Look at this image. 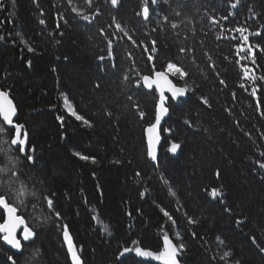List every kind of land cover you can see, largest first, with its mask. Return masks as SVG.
<instances>
[{"label": "trees", "instance_id": "16d2710c", "mask_svg": "<svg viewBox=\"0 0 264 264\" xmlns=\"http://www.w3.org/2000/svg\"><path fill=\"white\" fill-rule=\"evenodd\" d=\"M234 3L149 0L145 20L138 15L143 0H0V89L16 106L35 161L0 145L21 170L0 194H8L37 233L18 255L0 242V264H12L9 256L15 264H70L65 225L82 264H162L134 249L162 250L165 232L185 245L179 264H264V0ZM241 27L247 42L236 31ZM169 61L188 73L171 79L189 91L167 104L153 163L144 130L157 96L136 81L164 71ZM65 99L91 127L71 114ZM4 133L0 141H10L13 131ZM172 143L181 145L176 153L168 150ZM0 158L6 163L3 152ZM21 182L22 204L15 196ZM212 188L222 195L212 197ZM126 247L133 251L121 255ZM227 251L231 256L221 260Z\"/></svg>", "mask_w": 264, "mask_h": 264}, {"label": "snow or ice", "instance_id": "6c2138e0", "mask_svg": "<svg viewBox=\"0 0 264 264\" xmlns=\"http://www.w3.org/2000/svg\"><path fill=\"white\" fill-rule=\"evenodd\" d=\"M91 0H89V3ZM111 3L113 5L118 4V0H111ZM152 4L157 3V0H151ZM239 3V0H236V3L232 5V7H236ZM73 11H77L75 8H73ZM142 14L143 18L147 20L150 15V6H149V0H143V5L141 9V13H138V15ZM179 14V13H177ZM83 19L88 20V16H84ZM168 17L165 16L164 20H167ZM43 23V21H41ZM172 28H176V24L171 25ZM119 28L120 25H117ZM123 31V29H121ZM236 31H238L241 34L242 40L244 42H247L249 37L247 35H244V32L246 31L245 28H237ZM125 35H128L125 33ZM255 35H260V33H255ZM129 39H132L131 36L128 37ZM0 39H3V37H0ZM25 44H27V41H23ZM135 43V41H133ZM255 47L259 48L260 45H256ZM109 48H111V41H109ZM148 46H145V50H147ZM28 51L32 52L34 49L29 46ZM181 52H184L185 49L181 48ZM151 52L155 53L157 52L156 47V41L153 40L151 42ZM109 55H111V52H109ZM100 59H104L103 57H100ZM152 59V56H149V60ZM253 63H255V58L253 54ZM30 64V62H29ZM251 70L247 67H244V75L246 78L251 79L255 81L257 77L250 75ZM169 75L172 76H178L180 79H185L188 75V73L178 64L173 63L169 61L165 67L164 71H156L154 75H143L136 81L138 86H143L151 89L153 85L156 86V88L159 90L160 98L159 102L156 106V113H155V122L151 123L147 129V136H148V156L151 157L152 160L157 159L156 154V145L160 141V136L158 133V126L160 125L162 117L168 113V108L165 106L166 97L164 95L165 90L171 93V96L173 98L181 97L183 96L187 91H189L187 85L184 87H178L175 84L172 83V81L169 79ZM260 80H264V76L259 77ZM141 80L143 81V84L141 85ZM223 83V81H221ZM243 86V85H242ZM257 93V87H253L252 89V95H256ZM204 104H208V100L204 97H201ZM259 106V104H258ZM65 107L71 112L73 116L76 117L77 120L82 121L85 125L91 127V121L86 119L84 116L78 115L71 107V105L68 103L67 99H65ZM111 115V113H108ZM139 115L141 118L144 117L145 113L143 111L139 112ZM14 118H17V109L13 102V100L10 98V94L8 91L0 90V124H3V127H0V134H6L4 133V129L7 128L9 131L14 130V135L11 138L10 141H0V145L4 143H8L11 148H14L15 150H18L19 153H21L24 158L31 164H34V156L31 154H28V151H26L29 141H28V134L26 131H24V125L20 123H15ZM62 119V118H61ZM181 147L178 143H172L170 148L168 149L172 153H176L177 150ZM34 151V148L32 149ZM0 152H3L4 155L7 157L6 163L0 164V188H3L5 184L9 188L16 183V181L19 180L21 175V170L18 169L17 164L18 161L15 157L9 155V149L0 147ZM81 160H91L93 163H96L95 157H90L87 155H82L81 153H76ZM2 159V158H0ZM119 163V161H117ZM261 168H264V163L260 164ZM136 175H140V173H137ZM217 176L220 175V172L217 171ZM169 192L171 195L175 196L176 193L171 188L169 189ZM27 194L26 186L21 182L20 187L15 189V196L17 200L21 201V204L23 203V197ZM30 195L35 196V193H30ZM143 195V193H141ZM211 195L212 197H218L221 196V190L218 188H212L211 189ZM9 196L7 193L0 194V210H3L5 212V217L3 220V223H0V233H2V239L7 245L11 246V248L16 249L18 251L23 250V242H30L33 241L37 233L34 232L31 228L28 227L27 223L25 222L24 218L21 215H18V206H15L12 203L8 202ZM44 200L46 202V205L49 209H54V201L51 197H44ZM163 211V209H161ZM56 216H59L60 213L56 212ZM165 216H168L169 220L172 219L171 216L167 212H164ZM190 223H196L195 220H193L191 217H189ZM175 223V221H173ZM239 224L240 221H237ZM22 227V233L21 238H18L17 231L18 229H21ZM107 225H105V230H107ZM63 235L64 239L67 242L68 245V251L71 253L72 262L73 264H82V261L77 254V251L75 250V247L73 245L72 238L69 234L67 225L63 228ZM179 234L177 233V236ZM217 240L220 241L221 244H223V241L220 240L219 237H217ZM136 241H133V244H136ZM185 245L183 243L176 244L174 243L168 236V234L165 232L163 235V248L159 251H153L150 249H146L143 247H136L134 251L136 254L140 257H149L154 258L156 261H161L162 264H179V260L177 259L178 253L184 249ZM133 251V249L130 248H124L121 255L124 253ZM39 249L35 250L34 254L38 253ZM231 256V252L227 251L223 254V256L220 257L221 260H227ZM8 260L12 262V264H15V260L13 257L9 256ZM235 264H239V261H236Z\"/></svg>", "mask_w": 264, "mask_h": 264}, {"label": "water", "instance_id": "95a60500", "mask_svg": "<svg viewBox=\"0 0 264 264\" xmlns=\"http://www.w3.org/2000/svg\"><path fill=\"white\" fill-rule=\"evenodd\" d=\"M169 79H170V78H169ZM172 83H173V82H172ZM145 88H147V87H145ZM147 89H149V88H147ZM151 89H154L155 92L157 93V96H158V102H159V98H160L159 90L156 88L155 85H153V87H152ZM149 90H150V89H149ZM164 95H165L166 98L169 97L171 100H181V99H183V98L185 97L186 93H185L183 96H181V97L173 98V97L171 96V93L168 92L167 90H165ZM167 99H168V98H167ZM167 99H166V101H165V104H166V102H167ZM157 104H158V103H157ZM155 113H156V112H155ZM167 118H168V113L165 114V115L162 117L161 122H160V125L158 126V133H159V136H160V130H161V127H162L164 121H165ZM14 121H15V123H16V118H14ZM154 122H155V119H154ZM154 122H153V123H154ZM146 129H147V128H146ZM146 129H145V138H146L147 149H148V136H147ZM160 144H161V137H160V141H159V143L156 145V154H157V150H158L159 147H160ZM150 158H151V157H150ZM0 211H2V213H3V217H5V212H4L3 210H0ZM17 214H18V213H17ZM3 220H4V218H3ZM2 223H3V222H2ZM21 229H22V227H21ZM21 229H18V231H17V236H18L19 233H20V235H19L20 238H21V233H22ZM20 231H21V232H20ZM0 235L2 236L3 234L0 233ZM30 242H32V241H30ZM1 243H2V246H4L5 248H7L8 250H10L11 252H13L14 254H20V253H21V251H18V250H16V249L11 248V246L7 245L2 239H1ZM24 243H29V242H24ZM67 250H68V245H67ZM68 254H69V257H70V262H71V264H73V262H72V257H71V253H70L69 251H68Z\"/></svg>", "mask_w": 264, "mask_h": 264}, {"label": "rangeland", "instance_id": "374dc122", "mask_svg": "<svg viewBox=\"0 0 264 264\" xmlns=\"http://www.w3.org/2000/svg\"><path fill=\"white\" fill-rule=\"evenodd\" d=\"M2 220H3V218H2ZM1 222V221H0ZM31 242H29L28 244H30ZM23 245H25V244H23ZM24 247V246H23ZM7 250V249H6ZM16 255H18V254H16Z\"/></svg>", "mask_w": 264, "mask_h": 264}, {"label": "bare ground", "instance_id": "6f19581e", "mask_svg": "<svg viewBox=\"0 0 264 264\" xmlns=\"http://www.w3.org/2000/svg\"><path fill=\"white\" fill-rule=\"evenodd\" d=\"M215 199L211 200V201H214ZM215 202V201H214Z\"/></svg>", "mask_w": 264, "mask_h": 264}]
</instances>
